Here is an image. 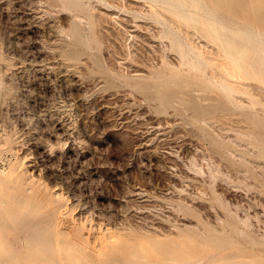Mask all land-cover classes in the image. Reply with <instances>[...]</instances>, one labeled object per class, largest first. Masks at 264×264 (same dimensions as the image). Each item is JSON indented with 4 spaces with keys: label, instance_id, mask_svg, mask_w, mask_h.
I'll use <instances>...</instances> for the list:
<instances>
[{
    "label": "rangeland",
    "instance_id": "obj_1",
    "mask_svg": "<svg viewBox=\"0 0 264 264\" xmlns=\"http://www.w3.org/2000/svg\"><path fill=\"white\" fill-rule=\"evenodd\" d=\"M82 2L91 13L109 11L113 18L95 29L97 41L66 45L72 19L90 34L82 10L50 0H0V50L10 60L0 64L16 90L0 96V137H11L20 168L61 197L60 215L83 227L97 247L124 232L143 242L168 232L191 236L202 223L225 231L236 246L264 254V166L248 171L216 146L215 133L219 126L245 125L251 113L263 116L264 82L248 77L249 93L234 98L216 89L220 116L213 126L219 128L203 130L190 109L156 103L108 69L135 75V68L144 74L164 67L158 47L178 61L168 37L152 36L161 28L144 12L152 4ZM186 31L192 43H211L193 26ZM259 131L264 135L263 127ZM216 163L223 172L218 178L209 171ZM243 216L250 226L240 223Z\"/></svg>",
    "mask_w": 264,
    "mask_h": 264
},
{
    "label": "bare ground",
    "instance_id": "obj_2",
    "mask_svg": "<svg viewBox=\"0 0 264 264\" xmlns=\"http://www.w3.org/2000/svg\"><path fill=\"white\" fill-rule=\"evenodd\" d=\"M50 1L59 2L66 10L84 12L90 34L83 29L79 18L72 19L68 28L72 39L65 41L66 45L72 41L85 44L97 41L95 29L110 17L109 11L100 9L91 13L82 0ZM148 1L152 6L144 12L147 11L161 26L160 32H153L152 36L168 37L178 51V61L168 60L169 54L164 47H158L164 67L144 74L142 69L133 68L135 75L123 74L114 66L108 68L109 71L123 79L125 85L150 93L156 103L190 109L199 128L214 130L213 123L220 116L215 112L216 89L234 98L239 93H249L251 84L246 81L248 77L257 76L264 82V0ZM157 6L168 11L169 15ZM188 26L197 28L211 43L199 45L201 42L189 41ZM135 54L132 56L136 59ZM6 57L0 50L1 64L7 63L9 59ZM1 64L0 96L4 97V94L11 93L14 85L7 83ZM206 71L210 77L204 80L201 74ZM204 108L213 109L204 111ZM259 114H249L245 125L229 124L225 127L216 123V129L220 127L215 132L216 146L245 165L248 171L255 166H264V135L259 131L260 127L264 128V114ZM12 150L11 137H0V264H264L263 253L236 246L225 237V231H219L218 227L209 231L202 223L196 226L198 233L191 236L180 232L176 238L166 231L168 234L148 236L143 242L124 232L123 237L97 247L91 244L83 227L60 215L61 197L39 180L28 176L27 169L20 168ZM209 171L216 178L223 175L218 163L210 165ZM245 175L249 177L247 171ZM261 177V185L264 186V174ZM243 217L240 223L250 226L249 216Z\"/></svg>",
    "mask_w": 264,
    "mask_h": 264
}]
</instances>
